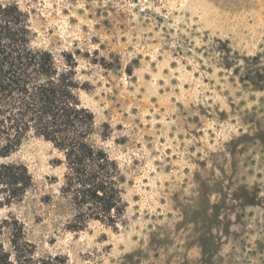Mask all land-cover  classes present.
I'll use <instances>...</instances> for the list:
<instances>
[{
    "label": "rangeland",
    "instance_id": "1",
    "mask_svg": "<svg viewBox=\"0 0 264 264\" xmlns=\"http://www.w3.org/2000/svg\"><path fill=\"white\" fill-rule=\"evenodd\" d=\"M32 44L77 59L93 139L127 176L116 228L68 227L61 153L37 136L5 158L35 185L2 210L58 264H264V0H0ZM110 126V137L99 133Z\"/></svg>",
    "mask_w": 264,
    "mask_h": 264
},
{
    "label": "trees",
    "instance_id": "2",
    "mask_svg": "<svg viewBox=\"0 0 264 264\" xmlns=\"http://www.w3.org/2000/svg\"><path fill=\"white\" fill-rule=\"evenodd\" d=\"M29 14L16 3L0 2V158L17 151L30 136L53 144L64 166L61 192L75 209L68 227L85 229L91 221L116 228L125 215L122 199L127 176L118 159L97 143L94 112L82 103L77 59L32 44ZM110 137V126L99 133ZM35 185L22 161L0 164V264H58V257L40 255L26 236L24 223L3 209L22 201Z\"/></svg>",
    "mask_w": 264,
    "mask_h": 264
}]
</instances>
